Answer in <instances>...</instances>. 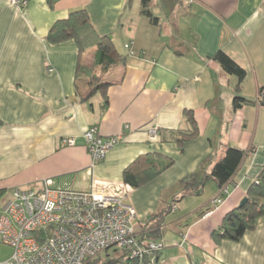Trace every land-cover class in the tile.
Listing matches in <instances>:
<instances>
[{
	"label": "crops",
	"instance_id": "crops-1",
	"mask_svg": "<svg viewBox=\"0 0 264 264\" xmlns=\"http://www.w3.org/2000/svg\"><path fill=\"white\" fill-rule=\"evenodd\" d=\"M80 9L122 62H102L96 49L79 56L73 40L47 41L54 23ZM150 11L157 24L141 14V0H31L24 10L0 0V192L48 179L54 189L88 192L93 182L123 183L137 159L160 155L172 166L128 196L138 235L164 245L157 264H264V217L238 242L212 236L264 167V0H152ZM128 43L138 56H128ZM218 51L246 73L238 94L250 103L238 110L236 78L213 60ZM78 61L109 85L85 102L76 95ZM184 111L198 136L181 150L177 134L191 130ZM92 126L122 137L96 165L82 137ZM152 128L159 133L150 142ZM67 137L73 147L63 145ZM226 147L245 157L222 203L212 208L218 188L209 182L160 219L181 196L178 182L202 165L210 171Z\"/></svg>",
	"mask_w": 264,
	"mask_h": 264
},
{
	"label": "built area",
	"instance_id": "built-area-1",
	"mask_svg": "<svg viewBox=\"0 0 264 264\" xmlns=\"http://www.w3.org/2000/svg\"><path fill=\"white\" fill-rule=\"evenodd\" d=\"M30 1L9 0L20 10ZM124 48L129 57L138 56L131 43ZM258 99H264V91ZM82 137L93 165L122 140L120 135L102 137L96 126L86 129ZM157 137V129H150L149 141ZM62 143L73 147L75 139L67 137ZM130 191L123 183L98 182L88 192L54 189L50 179L38 187L13 188L0 205V242L11 248L12 255L0 264H86L110 249L137 264H157L163 245L136 232V213L128 203ZM220 191L227 193V189ZM220 204L217 195L211 205Z\"/></svg>",
	"mask_w": 264,
	"mask_h": 264
},
{
	"label": "trees",
	"instance_id": "trees-1",
	"mask_svg": "<svg viewBox=\"0 0 264 264\" xmlns=\"http://www.w3.org/2000/svg\"><path fill=\"white\" fill-rule=\"evenodd\" d=\"M151 1L152 0H141V14L149 18L152 23L157 24L158 19L155 18L150 11ZM67 40L75 41L78 46L79 56L85 51L96 49L101 54L100 58L102 59V62L109 59L110 64L112 63L115 66L118 61L122 62L124 60L123 56L117 54L109 37H101L98 35L87 12L83 9L70 13L67 19L57 21L49 29L47 35L48 42L56 44ZM213 60L219 64L221 69L227 75L236 78L237 95L232 100L233 109L238 110L245 104H249V101L238 94L241 84L246 77L244 70L221 51L215 53ZM82 85L85 87L82 88ZM108 86V84L103 83L102 77L97 75L94 65L87 66L78 61L75 88L76 95L82 102L88 101L95 96L97 92H104ZM263 91L264 89H259L258 95ZM258 95V103L264 105V99H258ZM105 103H107V101H105ZM183 116L190 124L191 130L188 132H179L177 134L178 138H176L175 141L178 143L181 150L185 142L198 136V127L193 112L184 111ZM244 157L245 152L237 148L226 147L223 157L213 165L210 171H206L205 167L202 165L195 172L181 179L177 184L181 196L172 202V204L166 209L167 211L165 210L161 213L159 216L160 219L171 212L172 207L180 200L190 195H200L203 192L205 185L209 182H214L216 184L218 188L217 195L222 203L227 196V193L224 194L220 190L228 188L229 183L238 170ZM172 164L173 160L164 158L160 155L149 154L145 157H141L124 171L123 184L128 186L131 190L138 188L150 178L159 175L161 172L171 167ZM1 195H3V193L0 192V196ZM261 217H264V167L257 180L254 181L249 188L245 204L229 212L224 217L222 226L214 231L212 236L216 240L238 242L245 233L255 230L258 220ZM160 221L161 220H157L154 225L158 226ZM143 238L157 241L148 235H144ZM159 253L160 252H158V254ZM123 261L137 264L136 261L129 259L124 253H120L114 258H109L107 254L105 257L99 256L86 264H121ZM144 264H147V261Z\"/></svg>",
	"mask_w": 264,
	"mask_h": 264
},
{
	"label": "rangeland",
	"instance_id": "rangeland-1",
	"mask_svg": "<svg viewBox=\"0 0 264 264\" xmlns=\"http://www.w3.org/2000/svg\"><path fill=\"white\" fill-rule=\"evenodd\" d=\"M5 197H7L6 193H4L3 195L0 196V205L3 202V200L5 199ZM106 254H107V256L109 258H114V257H117L120 254V251H118V250L115 251V249H110L107 252L101 254L100 257H105ZM11 255H12L11 248L8 247V246L3 245L0 242V262L7 261L11 257ZM121 264H131V263L123 261V262H121Z\"/></svg>",
	"mask_w": 264,
	"mask_h": 264
},
{
	"label": "water",
	"instance_id": "water-1",
	"mask_svg": "<svg viewBox=\"0 0 264 264\" xmlns=\"http://www.w3.org/2000/svg\"><path fill=\"white\" fill-rule=\"evenodd\" d=\"M245 202H246V199H243V200L241 201V203H240L239 206H240V207L243 206V205L245 204Z\"/></svg>",
	"mask_w": 264,
	"mask_h": 264
}]
</instances>
